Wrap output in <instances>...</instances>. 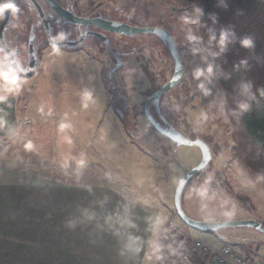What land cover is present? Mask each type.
Listing matches in <instances>:
<instances>
[{
    "label": "rangeland",
    "instance_id": "rangeland-1",
    "mask_svg": "<svg viewBox=\"0 0 264 264\" xmlns=\"http://www.w3.org/2000/svg\"><path fill=\"white\" fill-rule=\"evenodd\" d=\"M117 2L129 6L127 15L136 9L139 24L167 27L178 38L185 72L178 88L168 91L163 99L177 110L175 128L188 139L205 140L212 151L209 165L184 187L185 214L203 222L256 220L264 224V176L253 172L233 154L231 124L224 112V93L220 83L207 74L209 65L198 32V20L192 23L196 19L194 3L190 0ZM183 16L188 17L187 23L181 19ZM153 35L144 33L139 37H147L146 41L158 48L162 58L158 69L163 65L164 75L141 79L138 75L123 76L119 83L143 84L146 89H154L169 79L172 56L164 45L156 46V37L151 39ZM192 36L196 39H190ZM25 37L18 21L6 32L8 45L21 51L17 57L20 65L28 58ZM39 61L33 75L17 73L15 85L0 76V97L5 96L0 117L9 116L0 127V135L6 137L5 145L0 146V162L4 167L0 179L10 182L11 186L21 183L26 189L35 187L34 192L29 190L31 198L37 197V189L44 187L41 194L49 200L45 213L52 210V205L55 211L60 207L64 213L60 219L63 224L68 223L66 212L73 204L78 223L72 230L76 245L53 247V242L51 245L49 241L46 244L49 247H35L34 228L28 223L32 238L22 240V247L12 250L10 264H106L108 261L113 264L117 259L124 261L114 258V252L108 247H98L99 232L94 213L107 209L100 196L108 192L130 197L156 215L151 247H160L172 223L212 248L228 244L239 254L253 256L257 261L264 259V233L256 227L228 225L197 230L178 215L175 190L181 177L200 163L203 156L200 146L174 142L140 114L138 122L125 123L118 118L112 108L114 102L107 97L105 73L92 70L95 65L91 62L88 65L87 58L78 60L67 50L48 45L40 51ZM9 66L0 49V73L7 71ZM197 68L205 75L196 78ZM116 79L114 77L113 81ZM131 95L137 97L135 105L141 106L145 96L134 90ZM123 105L129 107L127 103ZM132 113L129 108L130 117ZM22 189L23 194L25 189ZM239 195L248 199L240 203ZM67 203H71L69 207ZM12 205L10 203V207ZM84 213L88 215L84 217ZM47 219L48 223L52 222ZM83 224L88 226L85 235Z\"/></svg>",
    "mask_w": 264,
    "mask_h": 264
},
{
    "label": "flooded vegetation",
    "instance_id": "flooded-vegetation-1",
    "mask_svg": "<svg viewBox=\"0 0 264 264\" xmlns=\"http://www.w3.org/2000/svg\"><path fill=\"white\" fill-rule=\"evenodd\" d=\"M38 2L43 9L44 17L41 16L38 9L30 0H19L16 5L18 12L12 16L14 19H11L7 28V30L11 29L18 21L22 33L26 35L25 44L28 58L27 62L22 65V67H27L28 65L30 45L35 48L39 59L40 51L46 46L52 45L51 41H55L53 37L58 33H63L65 39L62 41H55L62 42L63 46L55 45V47L67 50L78 60L87 58L86 63L88 65H91V63L95 65L92 70L105 73L108 85L107 97L111 99V102H114L112 108L118 118L125 123L138 122V114H140L147 118L149 123L156 129L146 113V103L149 97L156 90L162 88L174 74L175 60L171 54L167 41L162 40L161 37L155 34L151 37V39L156 37V46L159 44L164 45L172 56L173 67L169 79L154 89H146V86L143 84L137 86L124 83L121 84L119 82H122L121 80H123V78L121 79V77L123 76L138 75L141 76V79L151 75L162 76L166 70L163 65L161 69H158V63L160 64V62H162V58L159 55L160 53H158V48L156 49L155 46H152L146 41L147 37H139V35H143L144 33L138 35H125L113 30V28H116L121 23L131 26L150 27V25H141L138 23L136 9L132 14L129 15L128 13L127 15L129 6L124 2H117V0H56L64 10L70 13L71 18L67 19L60 16L51 7L48 0H38ZM137 5L138 4L135 6L137 7ZM160 28H166L172 34L180 59L183 63L178 38L172 33L171 29L167 27ZM13 50L20 51L17 47H14ZM154 50H156L155 52L157 55H155ZM20 53L21 51L18 56ZM114 77H117L115 81H113ZM116 81H118V83ZM179 83L172 89H177ZM132 90L142 97L145 96L142 105L139 107L134 103L137 97L131 95ZM167 92L160 96L159 107L155 100L151 102L150 112L152 117L161 125L166 128L172 127L174 130H177L173 122L177 120L179 115L177 110L171 107L170 102L165 104L163 98ZM125 103H127L129 107L124 106L123 104ZM129 108H131L133 112L131 117L128 114Z\"/></svg>",
    "mask_w": 264,
    "mask_h": 264
},
{
    "label": "trees",
    "instance_id": "trees-1",
    "mask_svg": "<svg viewBox=\"0 0 264 264\" xmlns=\"http://www.w3.org/2000/svg\"><path fill=\"white\" fill-rule=\"evenodd\" d=\"M190 1L204 12L198 19V32L208 65L213 67L212 77L224 93L234 155L253 172L264 176V0ZM222 29L235 32L223 52L218 44ZM213 33L216 40H210ZM246 36L254 39V48L240 46V40ZM245 60L247 64H242ZM237 199L244 203L248 198L239 195ZM162 245L165 264L169 260L170 234L163 236ZM172 264L181 262L175 259Z\"/></svg>",
    "mask_w": 264,
    "mask_h": 264
},
{
    "label": "crops",
    "instance_id": "crops-1",
    "mask_svg": "<svg viewBox=\"0 0 264 264\" xmlns=\"http://www.w3.org/2000/svg\"><path fill=\"white\" fill-rule=\"evenodd\" d=\"M4 101L5 96L1 95L0 107L2 106L3 109ZM7 120H9V116L5 117L3 114L0 117V127H3ZM5 138V136L0 135L1 147L6 143ZM2 170H4V167L3 163L0 162V171ZM22 188L25 189L23 194ZM43 188H38L39 194L36 191L37 197L31 198L28 194L29 190L34 192L35 187L32 190L26 189L21 183L11 186L10 182L0 179V264H10L12 250L16 247L21 248L22 240L32 238V233H28V223L34 228L35 247H49L46 245L49 241L51 245L53 242V247H75L76 242L72 239V230L78 223L75 221L74 205L72 204L71 210L69 209L66 212L68 223H61L60 219L64 216V213L60 210V207L55 211V207L52 205V210L45 213L49 200L41 194L45 191ZM22 195L25 197H22ZM122 196L110 192H108V195L100 196L102 200L104 199L102 202L106 203L107 209L103 208V211L94 213L97 220V231L99 232L100 245L98 247H108L109 251L114 252V258L119 257L120 260H124L119 262L117 259L118 262L116 261L113 264H163L162 240L159 248L151 247L156 215L147 207L137 204L130 197L124 198ZM55 202L57 201L51 203ZM10 203L13 204L11 207ZM69 204L71 203H67L66 207H69ZM61 205H64L63 201ZM24 215H26L24 218L25 224L22 222ZM87 215L84 213V217ZM46 217L52 222L48 223ZM55 220L57 222L54 224ZM83 225L85 226L83 235H85L88 226ZM23 227L24 230H22ZM70 257V253L67 254L68 262ZM250 257L255 260L253 256ZM261 261L264 262V259ZM106 264H109V261Z\"/></svg>",
    "mask_w": 264,
    "mask_h": 264
},
{
    "label": "water",
    "instance_id": "water-1",
    "mask_svg": "<svg viewBox=\"0 0 264 264\" xmlns=\"http://www.w3.org/2000/svg\"><path fill=\"white\" fill-rule=\"evenodd\" d=\"M19 0H13L14 4L17 5ZM35 7L38 9L40 12L41 16L44 17L43 9L38 2V0H30ZM50 3L51 7L62 17H65L67 19L71 18L70 13L64 10L62 6H60L56 0H48ZM13 14L10 13V10L5 12L2 16L1 22H0V47L2 51L4 52L5 56L8 53L14 52L15 55H8L7 56V61L8 63L15 68V64H13V61H17V56L19 54V50L14 51L7 43L6 41V30L11 22ZM84 21V20H82ZM114 31L120 32L125 35H138V34H143V33H153L159 37H161L162 40L167 41L171 54L175 60V71L171 79L160 89L156 90L148 99L146 103V113L148 117L151 119L152 124L155 126V128L161 132L163 135L167 136L174 142H177L178 144H186V145H198L202 148V159L198 165L193 167L190 171H188L181 179L179 180L176 190H175V195H174V203H175V208L177 210L178 215L182 219L184 223H186L188 226L191 228L197 229V230H213L217 229L223 226H228V225H251L253 227H256L259 229L261 232L264 233V224L261 222H258L256 220H243V221H232V222H203V221H197L194 220L190 217H188L183 209L182 206V194L185 185L188 183V181L193 178L196 174L204 170L209 163L212 160V151L209 146V144L203 140V139H188L184 135H182L179 131L174 130L172 127L171 128H166L163 125H161L159 122H157L153 117L150 112V104L153 100H155L157 106L159 107V98L162 94L165 92L169 91L170 89L176 87L178 83L181 81L183 74H184V64L182 63L175 40L170 33L169 30L166 28H160V27H141V26H131L128 24H119L116 28H113ZM52 45H57V46H63L62 42H55L51 41ZM39 63L38 55L35 50V48L30 45L29 47V61L27 67H23L25 69L24 72L18 73L20 76H31L35 73L37 66ZM22 67V65H21Z\"/></svg>",
    "mask_w": 264,
    "mask_h": 264
},
{
    "label": "built area",
    "instance_id": "built-area-1",
    "mask_svg": "<svg viewBox=\"0 0 264 264\" xmlns=\"http://www.w3.org/2000/svg\"><path fill=\"white\" fill-rule=\"evenodd\" d=\"M169 260L172 264L178 259L181 264H263L250 256L239 254L233 246L225 244L220 248H212L203 240L191 235L186 229L171 223ZM195 255V257L193 256Z\"/></svg>",
    "mask_w": 264,
    "mask_h": 264
},
{
    "label": "clouds",
    "instance_id": "clouds-1",
    "mask_svg": "<svg viewBox=\"0 0 264 264\" xmlns=\"http://www.w3.org/2000/svg\"><path fill=\"white\" fill-rule=\"evenodd\" d=\"M226 7V5H225ZM10 10V13L13 14V16L18 12V8L17 6L14 4L13 0H5L4 3H0V17L3 16V14L7 11ZM196 14V19L192 20V23L197 22V20L203 16L204 12L201 8L197 7L193 10ZM182 20H184L185 23L188 22V17L187 16H183L181 17ZM235 36V32L232 31L231 29H222L220 34H219V40H218V44H219V48L220 51L223 52L224 49L226 48L227 44L231 42V39ZM216 35L215 33H213L210 37V40H216ZM65 39V35L63 33H58L55 37H53V40L55 41H62ZM190 39L195 40L196 37L192 36L190 37ZM55 46V45H54ZM240 46L243 48H247V49H252L255 47V41L251 36H246L244 38H242L240 40ZM8 55H15L14 52L12 53H8L5 56V59H7ZM212 55H218V53H212ZM242 64H247V61H241ZM13 64H15V68L9 66L7 68V71H4L2 73H0V76H2L5 80H9L10 83L12 84H17V73H22L25 71V69L23 67H21L20 63L17 61H13ZM207 74L209 77L214 76V72H213V67L211 65H209L207 67ZM205 75L204 71L201 70L200 68H197L194 71V76L196 78H199L201 76ZM22 83V81H21ZM18 86V85H17ZM201 88H204V85L201 84L200 85ZM30 146V145H29Z\"/></svg>",
    "mask_w": 264,
    "mask_h": 264
}]
</instances>
